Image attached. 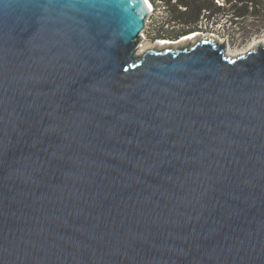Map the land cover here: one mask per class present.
I'll use <instances>...</instances> for the list:
<instances>
[{"label": "water", "instance_id": "obj_1", "mask_svg": "<svg viewBox=\"0 0 264 264\" xmlns=\"http://www.w3.org/2000/svg\"><path fill=\"white\" fill-rule=\"evenodd\" d=\"M149 12L0 0V264H264V42Z\"/></svg>", "mask_w": 264, "mask_h": 264}, {"label": "rangeland", "instance_id": "obj_2", "mask_svg": "<svg viewBox=\"0 0 264 264\" xmlns=\"http://www.w3.org/2000/svg\"><path fill=\"white\" fill-rule=\"evenodd\" d=\"M156 2V8L148 16V23L144 28V34L146 35V40H142L139 44L145 50L151 46H155L152 39H149L150 32H156L157 28L161 27L164 23L172 21L173 18H177L178 14L171 11L177 2L171 1V5L167 0H154ZM188 3V8L185 9L183 6H179L177 10L180 12H193L200 11V18L203 16L202 22L199 23L205 34L214 35L216 41L220 45L225 46V50L228 52H247L248 50L255 49L256 46L264 42V13L254 19L250 16L245 17L243 20H239V24H235V18L232 15L222 16L221 14H215L212 16V10L210 9H201L203 4H206L207 7L210 6L208 3L212 1L217 4L215 0H184ZM223 5L226 3L225 0H220ZM222 5V6H223ZM204 7V6H202ZM205 8V7H204ZM264 11V10H263ZM211 16L210 21L207 23L206 17ZM209 20V19H208ZM224 42V43H223ZM184 44H182L183 46ZM252 46V48H250ZM142 51V52H143ZM140 52V54L142 53ZM139 53V52H138Z\"/></svg>", "mask_w": 264, "mask_h": 264}, {"label": "trees", "instance_id": "obj_3", "mask_svg": "<svg viewBox=\"0 0 264 264\" xmlns=\"http://www.w3.org/2000/svg\"><path fill=\"white\" fill-rule=\"evenodd\" d=\"M153 7L156 8V2L154 0H150ZM171 1L173 0H167V2L171 5ZM195 1V0H190ZM202 1V0H201ZM226 3L221 6L219 4H215L212 1H209L208 3L210 6L207 7L206 4H203L201 9H210L212 10V16L215 14H221L222 16H228L232 15L233 18H235V24H239V20H243L245 17L250 16L254 19L259 17L261 13H264V0H225ZM174 6V8L171 10L178 14V17L184 18L187 21L194 20L195 18H198L200 16V9L197 12H193V14H190L189 12H180L177 10L179 6H183L188 8V3L184 0H177V3Z\"/></svg>", "mask_w": 264, "mask_h": 264}, {"label": "flooded vegetation", "instance_id": "obj_4", "mask_svg": "<svg viewBox=\"0 0 264 264\" xmlns=\"http://www.w3.org/2000/svg\"><path fill=\"white\" fill-rule=\"evenodd\" d=\"M175 2H177V0H173ZM153 11H154V7H153ZM211 16H207L206 19V23L208 21H210ZM203 16H200L198 18H195L194 20H189L187 21L184 18L181 17H177V18H173L172 21H168L166 23H164L161 27L157 28L156 32H155V38L157 40H164V41H168L169 45H172L173 47L175 46H179L182 44H185L186 40H183L185 38V36H191L193 34H195L196 32L199 33V37H202L203 34H205V31L203 30V28L201 27V25L199 23L202 22ZM209 19V20H208ZM205 37V36H203ZM189 38V37H187ZM154 39V40H156ZM214 39H217L216 37ZM184 42V43H183ZM189 42V41H188ZM153 43L155 45L160 44L161 42H155L153 41ZM187 43V41H186ZM160 46V45H158Z\"/></svg>", "mask_w": 264, "mask_h": 264}, {"label": "bare ground", "instance_id": "obj_5", "mask_svg": "<svg viewBox=\"0 0 264 264\" xmlns=\"http://www.w3.org/2000/svg\"><path fill=\"white\" fill-rule=\"evenodd\" d=\"M145 2L147 3V5H148V7H149V15L151 14V10H153V5H152V3H151V1L150 0H145ZM200 35H199V33L198 32H196L195 34H193V35H191V36H189V38H184L183 40H186L187 41V43H193L195 40H198V39H200L201 37H199ZM203 37V36H202ZM207 37H209V38H215L213 35H211V36H207ZM204 38V37H203ZM186 41H185V44H187L186 43ZM189 41V42H188ZM169 42L167 41V42H161L160 44H158V45H164V44H168ZM184 43V42H183ZM169 44H171V43H169ZM158 45H156V46H151L150 48H152V49H154V48H157L158 47ZM141 48H143L141 45L140 46H138V48H137V53L138 54H140V52H142L143 50H141ZM250 48H252V46H250ZM148 49V48H147ZM146 50V49H145ZM226 53H227V55L228 56H231V57H234V56H241V55H244L245 54V52H228V51H226Z\"/></svg>", "mask_w": 264, "mask_h": 264}, {"label": "built area", "instance_id": "obj_6", "mask_svg": "<svg viewBox=\"0 0 264 264\" xmlns=\"http://www.w3.org/2000/svg\"><path fill=\"white\" fill-rule=\"evenodd\" d=\"M216 1V3L217 4H219V5H223V3L221 4V2H220V0H215ZM153 12V10H151V13ZM148 19H147V21H146V23H148ZM146 23H145V26H146ZM145 28V27H144ZM144 29H143V31L141 32V35H142V40H146V35L144 34ZM203 36H210V35H208V34H203ZM214 36V35H213ZM149 39H152V41H155V42H163L164 40H157L156 38H155V32H152V30H151V32H150V35H149ZM154 39H156V40H154ZM141 40V41H142Z\"/></svg>", "mask_w": 264, "mask_h": 264}]
</instances>
